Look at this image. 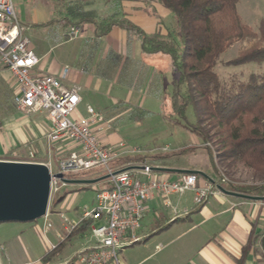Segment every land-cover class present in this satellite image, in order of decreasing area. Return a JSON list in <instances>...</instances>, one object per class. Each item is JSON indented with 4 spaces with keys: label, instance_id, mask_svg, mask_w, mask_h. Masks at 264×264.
Instances as JSON below:
<instances>
[{
    "label": "crops",
    "instance_id": "1",
    "mask_svg": "<svg viewBox=\"0 0 264 264\" xmlns=\"http://www.w3.org/2000/svg\"><path fill=\"white\" fill-rule=\"evenodd\" d=\"M110 1L125 10L126 21L146 34L161 32V34L167 35L173 26L171 13L160 5L158 0ZM74 4H83V10L89 12L85 9L89 3L84 0H18L15 4V12L24 27L25 34L33 29L37 31L39 28L55 25L60 27L62 33L61 36L56 34L55 40L60 38L61 41L62 37L65 38L66 29L69 26H74L70 25L71 23L67 24L66 20L71 18L74 23L79 22L78 18L74 19L69 11ZM145 12L148 15H144ZM164 18H167L168 21H164ZM92 33L94 34V28ZM112 35H116L117 38V41L112 40V42H116L114 49L111 47ZM103 38L108 41V44L99 54L102 64L109 68H117L120 75L131 74V77L128 78L131 84H134L135 81L132 75L148 73L151 79L152 76L157 75L156 66L163 61L167 63V59L170 60L163 54L148 55L143 53L140 40L122 27L113 28L110 34L99 39H95L94 34V42ZM134 42L139 44L135 45ZM135 51L136 53L141 52L142 62L150 56L155 59L158 57L157 61L152 64L154 69L150 64H145L146 66L142 65L143 63L134 65L133 60L136 61L139 57L136 58ZM49 52H39L37 56L40 59V64L36 71L40 75L60 77L61 64L59 66L51 60ZM170 63L173 66L171 60ZM141 69H145L146 72L142 73ZM83 72L85 70L80 73L71 71L68 79L62 82L63 88L65 90L74 89L75 84L83 81L81 78ZM16 92L17 85L13 75L0 62V161L43 163L52 160L53 157L60 159V150L63 149L64 144L56 145L54 152L49 153L47 136L51 131V123L46 114L30 115L18 111L13 105ZM74 118L82 117L75 113ZM103 137L107 144H116L122 141L117 135H107L106 132ZM69 146H67V153L70 149L75 148L73 144H69ZM75 150L78 151L77 148ZM31 154L35 156L34 160L30 159ZM208 160L210 166L199 170H205V173L214 179V170L209 157ZM135 165L139 164H129L124 168ZM178 178L179 176L175 179ZM205 182L201 181L202 184ZM100 187H97L95 191L97 192ZM172 204H174L173 201ZM179 204L182 209L178 210V214H176L181 215L180 218L177 217L178 220L170 218L171 220L168 222L167 218L162 217L161 222L168 227L164 230L154 231L153 235L149 237H142L140 241L142 246L122 252L118 264H264V202L232 197L216 191L206 204L199 208L195 202L192 206L186 202ZM161 205L164 206L160 198L157 197L149 202L145 218L151 213H158ZM53 212L54 209H51V213ZM57 216L59 223L51 219L52 227L49 229L46 228V222H44L41 232L45 236L49 233L51 240L46 238L47 243H42V247L39 249L24 247L19 250L16 245H11L9 236L0 238V242L3 241L6 245L3 251L0 250V264H79L78 256L96 245V241L91 235L92 226L83 233L74 234V231L68 233L63 226L61 214ZM182 216L185 217L181 218ZM142 230L143 226L138 233L140 234ZM163 231L171 232L169 238L160 241L156 249L151 250L149 240Z\"/></svg>",
    "mask_w": 264,
    "mask_h": 264
},
{
    "label": "rangeland",
    "instance_id": "2",
    "mask_svg": "<svg viewBox=\"0 0 264 264\" xmlns=\"http://www.w3.org/2000/svg\"><path fill=\"white\" fill-rule=\"evenodd\" d=\"M89 4L85 7L87 11L95 12L97 16L106 17L112 13L119 12V19L124 20L125 10L115 5L110 0H84ZM156 1V0H155ZM237 11L242 23L248 25L255 33L259 32L261 22L264 20V0H240L237 5ZM127 12V11H126ZM144 15H148L147 12ZM164 21H168L164 18ZM79 35L70 40L63 38L60 41L55 40V35L61 36L60 27L51 25L34 29L31 32L24 33L31 42V47L36 55L40 51H50V59L55 61L61 70L68 69V79L71 71H76L81 74L82 82L75 84V88L79 89V94L82 98L80 106L76 110V114L80 117H87V109L93 108L96 112L104 115L107 129V135H117L124 143L133 149H137L141 157L146 161V164L151 168H171L178 170L199 171L210 178L209 174L205 173L206 166H210L208 156L203 150H198L196 153H182L181 150L187 148L197 139L184 130L179 124L176 115L172 114L170 107V98L174 91V80L176 74L173 72L170 60L159 63L155 72L157 75L152 76L146 74H135L132 77L135 79L134 84L128 80L131 74H122L117 68H109L102 64L101 55L104 47L108 44L106 39H101L94 42V34L92 33V24H79ZM116 35L111 36V47L114 49ZM256 41L248 38L244 41L235 43L219 58L215 72L222 82L230 84L232 81H245L251 73L260 72L262 70L258 65L250 64L244 66H231L229 63L235 59L238 54L251 47ZM138 45V42H134ZM51 49V50H50ZM96 50V51H95ZM139 56L136 61L133 60L134 65H148L154 69L152 65L157 61L153 57H148L142 62L141 52L136 53ZM162 56V55H160ZM162 58V57H160ZM165 59V60H166ZM145 65V66H146ZM139 69V68H138ZM142 73L146 70H142ZM62 73V72H61ZM154 77V78H153ZM65 79V80H66ZM127 80V81H125ZM123 81V82H122ZM140 87V88H139ZM186 116L191 121L194 119L192 108H188ZM70 143L63 145L60 150V160L67 157V146ZM71 148V146H69ZM75 149V148H74ZM66 152H65V151ZM157 157H165L158 160ZM53 167L56 168L59 163V158H52ZM216 165L224 178L231 181L235 185H262L264 179L258 178L256 173L251 169L238 164L228 167L227 164H220L219 160ZM119 168H124L119 166ZM197 169V170H192ZM154 176L159 179L176 180L179 174L153 172ZM105 171L94 170L91 172L81 173L77 175H68L69 180H83V179H99L106 176ZM212 175V174H211ZM214 178H219L214 171ZM106 181V180H105ZM101 181L95 185H68L63 188L60 197L65 196L51 213V219L59 223L57 215L64 214L70 220L79 219L83 208H93L96 202L97 187L105 183ZM207 181L204 176H199V183ZM211 197V196H210ZM209 197V198H210ZM195 192L187 191L182 197L172 196L173 207L166 208L161 205L158 213H151L143 220V230L138 237H149L157 231L159 227L164 224L161 218L167 220H175L181 215L174 213V208L181 210L180 202H186L189 205H194ZM171 218V219H170ZM168 221V222H169ZM45 220L43 218L28 223L8 222L0 223V238H11V245L17 246L19 250L24 247L41 248L42 243L46 244L47 240H51L49 233L42 234L41 230L44 226ZM52 231V230H50ZM171 232L163 231L152 237L149 241L150 249H156L158 243L167 240ZM160 235V236H159ZM139 242L125 248L122 252L140 248L142 244ZM148 241V242H149ZM5 243L0 242V250L5 249Z\"/></svg>",
    "mask_w": 264,
    "mask_h": 264
},
{
    "label": "trees",
    "instance_id": "3",
    "mask_svg": "<svg viewBox=\"0 0 264 264\" xmlns=\"http://www.w3.org/2000/svg\"><path fill=\"white\" fill-rule=\"evenodd\" d=\"M158 2L173 17V26L167 35L161 32L146 34L125 19H119L116 13L100 17L95 12H86L83 4H74L69 9L71 16L79 22L74 23L69 18L66 23L74 26L92 24L95 39L107 36L115 27H122L140 40L143 53L168 56L176 74L170 98L172 114L177 116L178 124L198 140L197 144L181 152L195 153L202 149L219 177L213 179L215 183L220 182L219 185L228 191L264 196V184L235 185L223 177L216 165L218 160L228 167L241 164L264 179V21L258 33L242 23L237 11L240 0ZM248 38L256 42L229 64H254L262 70L251 73L245 81L222 82L215 72L219 58L235 43ZM190 107L194 115L191 121L186 116ZM144 161L140 155H128L119 159L116 165L125 167ZM223 179H226L225 183H222ZM64 198L58 196L53 200L51 209ZM93 224L91 220L84 221L73 233L88 231ZM167 227L163 225L158 229Z\"/></svg>",
    "mask_w": 264,
    "mask_h": 264
},
{
    "label": "built area",
    "instance_id": "4",
    "mask_svg": "<svg viewBox=\"0 0 264 264\" xmlns=\"http://www.w3.org/2000/svg\"><path fill=\"white\" fill-rule=\"evenodd\" d=\"M17 1L0 0V62L13 75L17 85L13 105L18 111L30 115L46 114L51 123L47 136L50 154L60 144L70 143L78 149H70L67 157L59 159L56 168L51 160L43 162L50 169L52 177L50 207L43 218L46 228L52 227L51 204L68 186L64 181L69 180L68 175L105 171L109 178L97 190L93 208H83L77 220H70L63 214L60 217L68 233L76 230L84 221L94 222L91 235L96 245L78 256L79 264H118L119 252L140 241L138 232L142 228L148 204L154 198H160L164 207L171 208L172 196L182 197L185 192L194 191L195 205L201 207L219 190L210 181L199 184V176L193 174H180L175 181L156 178L153 168L146 161L133 166L137 169L117 173L126 169L117 167L119 159L140 152L123 141L105 143L103 136L109 128L104 115L93 108L87 109V117L74 118L82 98L79 89L63 88L62 82L68 76V69H64L60 77L37 73L40 59L33 52L30 40L24 35V27L17 18ZM79 33L77 26H70L65 31V37L72 40ZM34 158L31 154L30 159ZM58 174L63 178H57ZM225 182L226 179H223L222 183ZM174 213L178 214L176 207Z\"/></svg>",
    "mask_w": 264,
    "mask_h": 264
},
{
    "label": "water",
    "instance_id": "5",
    "mask_svg": "<svg viewBox=\"0 0 264 264\" xmlns=\"http://www.w3.org/2000/svg\"><path fill=\"white\" fill-rule=\"evenodd\" d=\"M134 169H137V167H129L117 173ZM153 171L204 176L208 181L215 184L220 192L228 196L264 202V196H250L228 191L199 171L171 168H153ZM56 177L59 179L63 178L60 174L56 175ZM108 178L109 176H104L94 180L64 181L70 185L88 186L95 185ZM51 181L50 169L43 163L0 161V223H28L44 218L50 207Z\"/></svg>",
    "mask_w": 264,
    "mask_h": 264
}]
</instances>
